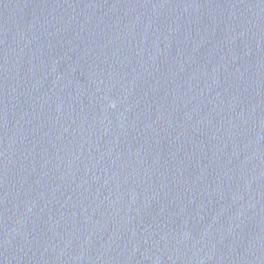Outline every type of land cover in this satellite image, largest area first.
Segmentation results:
<instances>
[{
  "label": "water",
  "instance_id": "1",
  "mask_svg": "<svg viewBox=\"0 0 264 264\" xmlns=\"http://www.w3.org/2000/svg\"><path fill=\"white\" fill-rule=\"evenodd\" d=\"M0 264H264V0H0Z\"/></svg>",
  "mask_w": 264,
  "mask_h": 264
}]
</instances>
